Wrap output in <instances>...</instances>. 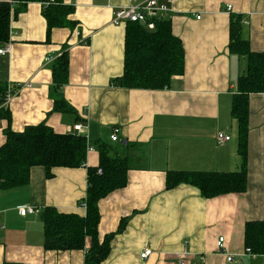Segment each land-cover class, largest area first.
Masks as SVG:
<instances>
[{"label": "crops", "instance_id": "1", "mask_svg": "<svg viewBox=\"0 0 264 264\" xmlns=\"http://www.w3.org/2000/svg\"><path fill=\"white\" fill-rule=\"evenodd\" d=\"M139 1L62 0L72 5L68 18L75 23L52 28L48 38L42 2H27L10 21L9 39L0 43L10 44L0 54V82L17 92L7 104L10 121L0 114V145L7 124L21 131L44 122L68 133L80 122L92 149H86L85 166L53 167L49 178L43 166H32L27 184L0 190V264H84V250L45 249L39 215L22 216L17 208L54 206L84 215L79 201L86 168L98 164L96 141L119 142L122 155L114 150L129 164L127 184L98 201L99 240L114 232L102 264H264V252H247L244 244L245 223L264 222V93L249 95L245 191L205 198L190 184L165 188L167 170L239 169L230 107L246 59L229 53V15H242L243 37L251 50L264 52V0H170L171 11L162 18L170 19L182 42L184 73L165 89L123 88L111 80L123 71L125 23L111 19L117 7ZM64 44L69 76L61 93L76 114L52 110L51 59ZM114 127L119 141L110 140ZM218 132L230 139L218 145ZM121 219L124 227L115 232ZM145 248L151 254L141 258Z\"/></svg>", "mask_w": 264, "mask_h": 264}, {"label": "trees", "instance_id": "2", "mask_svg": "<svg viewBox=\"0 0 264 264\" xmlns=\"http://www.w3.org/2000/svg\"><path fill=\"white\" fill-rule=\"evenodd\" d=\"M42 2V15L46 21V36L54 27L71 26L68 18L72 5L62 0H10L0 1V43L8 41L10 21L24 11L27 2ZM242 15H229L230 54L246 59V67L236 82L232 95L230 114L237 127V152L241 163L234 171H182L167 170L165 188L180 183L190 184L202 197L209 198L230 192H243L247 187V143L249 131V95L264 93V52L253 51L248 39L242 35ZM185 51L180 38L172 33L168 18L155 19L149 29L139 22H125L122 74L111 81L123 88L165 89L174 76L184 73ZM53 111L76 114L74 107L62 96L61 90L68 81V45L64 44L51 64ZM14 88L0 82V103L7 92ZM0 114L10 121L9 109L0 108ZM76 120L78 118L76 117ZM5 141L0 145V190L27 184L32 166L41 165L49 178L53 167L85 166L87 143L80 133H57L44 122L26 125L21 131H13L9 124L2 129ZM97 166H88L84 204L85 214L60 212L54 206H45L39 215L43 227V246L49 250H84V264H102L110 251L113 233L98 237L100 213L98 201L111 191L127 184L128 158L117 155L109 143L96 141ZM100 169V172H98ZM124 219L115 232L122 231ZM89 245L86 247V239ZM244 244L251 253L264 252V222L245 223ZM4 264H20L5 262Z\"/></svg>", "mask_w": 264, "mask_h": 264}, {"label": "built area", "instance_id": "3", "mask_svg": "<svg viewBox=\"0 0 264 264\" xmlns=\"http://www.w3.org/2000/svg\"><path fill=\"white\" fill-rule=\"evenodd\" d=\"M170 0L167 1H159V0H140L137 3H131L126 6H120L117 7L113 11V16L111 19V22L115 25L124 24L127 21L131 22H139L141 24H145L147 28L152 29L154 28V20L155 19H162V17L166 14H168L171 11V7L169 5ZM232 5L228 4L226 6V10L229 11L231 9ZM199 18V16H197ZM10 51V44L5 43L0 47V54H5ZM53 59V58H52ZM51 59V61H52ZM17 92V89H14L13 93L7 92L0 103L1 107H7V104L9 100L11 99L12 95H14ZM72 132L80 133L87 138L85 133V126L83 123L77 122L72 126ZM118 128L114 127L112 129V133L110 135L111 141H117L118 140ZM230 139V135L225 134L223 132H218L216 135V142L218 145L223 144L224 142L228 141ZM87 150H91L92 146L88 145ZM98 172H100V169H98ZM81 207H85L84 204L80 205ZM18 213L22 216L25 215H36L40 213V209L37 207H32L29 205H20L17 208ZM223 236H219L217 238V247L222 248L223 246ZM245 251L251 252L249 248H245ZM151 254V248H145L143 251L140 252L141 258H146ZM232 257L227 256L226 261H231ZM181 264H183L181 262Z\"/></svg>", "mask_w": 264, "mask_h": 264}, {"label": "rangeland", "instance_id": "4", "mask_svg": "<svg viewBox=\"0 0 264 264\" xmlns=\"http://www.w3.org/2000/svg\"><path fill=\"white\" fill-rule=\"evenodd\" d=\"M118 141H119V139H118ZM111 146H112V148H116V151H118V154L119 155H122V151H120L121 150V146H120V144H119V142L117 143H115V142H113V144H111Z\"/></svg>", "mask_w": 264, "mask_h": 264}]
</instances>
